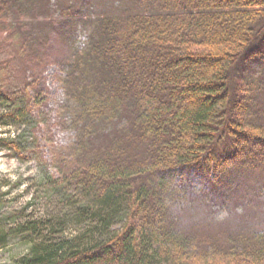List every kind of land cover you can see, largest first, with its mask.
I'll return each mask as SVG.
<instances>
[{
  "label": "trees",
  "instance_id": "16d2710c",
  "mask_svg": "<svg viewBox=\"0 0 264 264\" xmlns=\"http://www.w3.org/2000/svg\"><path fill=\"white\" fill-rule=\"evenodd\" d=\"M42 9L0 0V126L33 124L56 61L76 141L52 185L68 215L49 233L33 228L30 255L16 264H264V231L200 240L174 218L190 197L230 203L235 174H264V123L238 74L264 63V0H153L98 19L82 51L66 46L58 60L43 46L48 32L36 38L28 22ZM106 132L116 138L97 146ZM0 147L21 150L14 140ZM70 221L84 230L66 239Z\"/></svg>",
  "mask_w": 264,
  "mask_h": 264
},
{
  "label": "rangeland",
  "instance_id": "374dc122",
  "mask_svg": "<svg viewBox=\"0 0 264 264\" xmlns=\"http://www.w3.org/2000/svg\"><path fill=\"white\" fill-rule=\"evenodd\" d=\"M140 1L41 0L40 12L44 15L39 13L34 17L32 14L28 22H32L30 28L36 38L48 32L49 38L46 36L48 39L43 46H53L54 51H50L49 56L58 60L66 57V46L75 53L82 51L98 19L135 14L136 9L153 3L148 0L139 7ZM245 65L238 66L237 72L249 77L251 110L258 116V122L264 123V63L253 60ZM65 75L64 66L52 61L42 75L48 90L46 106L36 111L33 124L0 126V139L14 140L21 149L19 155H15L6 147H0V264H16L29 256L35 241V235L31 234L33 228L40 227L49 233L46 227L49 222L68 215L67 206L52 190L54 181L62 180L59 163L68 165L66 158L70 159V149L76 141L65 112L67 94L62 85ZM115 138V133L106 132L97 146H105ZM257 172L235 174L230 178L233 186L230 203L227 200L224 205L205 204L190 197L177 207L174 218L182 234H194L200 240H224L234 233L251 237L263 232L264 199L259 196H264V174ZM82 229L84 224L70 221L61 229L64 232L61 236L70 239L83 232ZM59 231L55 229L54 233L62 238Z\"/></svg>",
  "mask_w": 264,
  "mask_h": 264
}]
</instances>
